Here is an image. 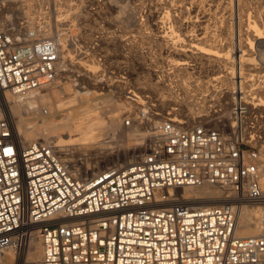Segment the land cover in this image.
I'll return each mask as SVG.
<instances>
[{
  "label": "built area",
  "instance_id": "obj_1",
  "mask_svg": "<svg viewBox=\"0 0 264 264\" xmlns=\"http://www.w3.org/2000/svg\"><path fill=\"white\" fill-rule=\"evenodd\" d=\"M23 29L0 23V264H9V248L22 254L33 233L41 257L12 264H264V227L239 237L236 213L242 202L264 207L261 151L248 148L261 140V113L234 105L226 131L167 117L132 162L75 174L54 144L23 145L10 120L8 92L25 96L64 71L56 39ZM208 113L225 124L222 106ZM202 184L230 196L192 206L174 195Z\"/></svg>",
  "mask_w": 264,
  "mask_h": 264
},
{
  "label": "rangeland",
  "instance_id": "obj_2",
  "mask_svg": "<svg viewBox=\"0 0 264 264\" xmlns=\"http://www.w3.org/2000/svg\"><path fill=\"white\" fill-rule=\"evenodd\" d=\"M10 1L12 0H0V14L10 16L7 22L9 28L24 27V32L28 21L36 22L37 29L50 25L44 28L47 33L56 38L58 44L60 42L64 44H59L60 46L68 47L66 53L71 56L63 62L62 70L64 71L57 80L61 83L68 82L73 87L70 93H74L75 87L78 89L81 87L82 92L89 89L88 97L96 98V101L100 102L99 110H111L110 114L119 113L121 117L123 116V123L118 129L99 138L101 140L99 148L91 147L88 152L72 149L74 152L69 151L70 154L66 155L71 160L72 168H81L78 173L82 176H89L112 166L132 162L135 156L145 150L146 141L139 146L141 153L137 152L133 157L131 152L128 155L129 158H125L122 156L124 149L128 146L134 149L132 148L134 142H128L127 134L151 132L156 126L155 122L160 124L165 118L174 117L173 115L190 122L206 120L215 126L226 124L231 127L229 124H232L233 119L228 118L227 112L230 109L227 108H229V102H233V94L230 98H226V94L229 93V88L226 87L230 84L228 80L225 78L226 80L218 83V86L221 85L223 88L219 97H215L212 89L208 92H201V90L206 85L217 84L213 78L218 75V68V71L222 70L220 75L228 76L231 67H235L236 73L233 79L235 82L232 83L235 84L236 90H239V57L249 50L248 47L240 46L239 41L247 38L246 34L251 29L252 23L255 22L260 27L264 24V0H22L25 5L22 10L17 9ZM169 9L176 10L173 14H180L182 23L186 24L185 29L181 31L182 39L178 41L180 43L174 40L175 43L169 41L168 44L158 40L156 31H153L152 27L156 18L155 21L147 20V16L154 12H160L162 18ZM180 10L183 11L182 14ZM36 33L39 35L38 32ZM196 34H206L205 45L222 53L228 52L230 60L221 61L219 66L218 63L202 62L199 58H194L189 61L191 68L189 74L172 72L175 59H178L175 54L176 47L190 44V36L194 37ZM260 51L264 55V43H255L254 56H257ZM254 62L256 64L252 66L257 67V75L264 78V64L256 60ZM259 70L263 71L259 72ZM94 79L100 81H98L100 84L96 85L98 88L90 83V80L96 83ZM160 79H165L168 85L174 87L179 96H182L183 83L188 85L192 95L197 96L196 100L198 99L199 103L204 105L202 111L196 114V119L192 118L187 108L175 110L176 105L162 102L166 92L163 96L152 87ZM246 80V78L243 79L244 82ZM50 86L53 87L54 83ZM257 86L256 84L255 87ZM250 88L251 86L246 87L247 90ZM253 88L254 86L251 89ZM257 89V94H255L256 90L251 92L250 100L252 96H256L261 102L264 97V82ZM64 95L67 94L63 93L62 96ZM202 95L205 96L201 98ZM236 96V100L239 101L241 95L236 94ZM81 97L87 98L86 95ZM215 104L222 106L220 116L226 121L225 124L218 123L220 120L216 116L219 114L208 113ZM260 108L264 107L259 106ZM194 111L196 113L197 110ZM259 111L263 115L262 128L258 130L261 140L253 144L254 147H247L264 151V110ZM126 119L131 120L129 128L123 126ZM211 119L216 121L212 122ZM129 129H132L131 132ZM85 168L90 169L88 174L84 171Z\"/></svg>",
  "mask_w": 264,
  "mask_h": 264
},
{
  "label": "bare ground",
  "instance_id": "obj_3",
  "mask_svg": "<svg viewBox=\"0 0 264 264\" xmlns=\"http://www.w3.org/2000/svg\"><path fill=\"white\" fill-rule=\"evenodd\" d=\"M10 2H12L19 10H22L25 7L22 0H12ZM111 3L113 4V2ZM174 11L176 10L169 9L167 13L164 14L165 16H163L162 18L160 17V12H156V13L154 12V14L151 13L147 16V20L151 19V21L156 18V21L154 20L155 23L153 24L152 27H153V31L154 30L156 31L157 39L160 40L161 42L168 43L169 41L173 42L174 40H177L178 42L182 39L181 31L185 29L184 25L186 24L182 23L180 14H175V15L173 14ZM182 13L183 11H181V14ZM3 15L0 14V23L3 25H6L10 19V16H6V15L3 16ZM192 20L195 21V19H192ZM28 22L29 23L26 26L27 27L26 35L30 36L31 34H33L35 36H42V37L51 36L52 37V35L47 33V30H45L46 27L50 25H47L46 27L44 26L45 29L43 27H40L39 29H37L38 25L36 24V22H33V21H28ZM187 23H189V21ZM252 26H251V29L247 31V34H246L247 38L243 41H241L240 39L239 41L240 46L243 45L244 47L249 48L246 54L243 53L240 55L239 64L237 63L239 65V77H238V80L240 79L239 80V84H240L239 90H236L235 84L232 83L234 81L233 79L235 78V74H236L235 67H231V70L228 73L230 75L227 74L228 76L224 74L220 75L219 73H221L222 70L218 71L219 70L218 68L217 70L218 75H216V77L213 78L214 79L213 81H217V84L206 85V87L203 90H201V92H205V91L208 92L210 89H212V93H214L215 97L217 96L219 97L223 88L221 87V85L218 86V83H221V81L223 82V80H226V79L228 80L227 82L230 84L229 86H226L227 88H229V91H228L229 93L226 94V98H230V96L233 94V102H229V108H227V109H230L229 112H227L228 118H231L232 114H234L233 112L234 105H240L246 108L248 112L249 111L251 112L253 110H257L256 112H260L259 111L260 109L264 110V108L259 109V106L264 107V97L262 95L261 97H263V99L261 100V102H259V99H257L256 96H252V100H250L251 92H254L255 90L258 91L257 89L258 86L263 83L261 82L257 84L258 83L257 82L258 73H256L258 72L257 67H254L252 65H254L255 60L260 61V63L264 64V55L262 51H260L258 54L256 53L257 56H254L255 53L253 52L255 43H264V24H262L260 27L258 26L257 23L254 22L252 23ZM36 32H38L39 35H36L37 34ZM189 41H190V44L188 45L187 44L184 45L183 44L184 42L182 41L183 45L176 47L175 54L178 56V59L177 60L175 59L174 66H173L174 70L172 72H178V73L180 72L183 74H189L191 72L189 61L194 58H199L202 62L206 61V62L218 63L219 66H220L221 61L228 62V60H230L228 52L222 53L213 47H208L205 45L207 41L206 34L205 35L196 34L194 37L190 36ZM61 43L62 42H60L59 44ZM173 43H175V41ZM61 45H64V44H61ZM173 45L175 46V44ZM60 47H61L60 68L62 70L63 64H64L63 62H66L71 55L66 53L67 52L66 48H68L66 47V45L60 46ZM202 65L204 66V63H202ZM263 70L261 71L259 70V72H262ZM57 78L52 83L45 86L44 87L45 89L42 88L44 91H42V89L36 90V91L30 92L29 94L25 96L22 94H13L11 92H8L6 95L7 104H8L7 106L8 114L13 124V127L16 131V134L19 137L20 142L23 145L29 142L35 141V140H44L46 142L54 144L55 147L58 149V151L61 153V157L63 161L65 163H70L71 160L68 159L69 157L68 158L66 157V155L70 154L69 151H73L72 149H74L75 151L77 149V151L88 152L89 150H91L90 149L91 147L99 148L101 145V140H99V138L102 136H106L110 132L118 129L119 125L123 123V120H122L123 116L121 117L119 113L110 114L112 112L111 110H108V111L99 110L98 105L100 104V102L96 101V98L88 97V95L90 94L89 89H87L86 92L85 91L82 92L81 87L80 89H78V87H75L73 89L74 93H70L72 86L68 82L61 83V81L57 80ZM245 78L247 79L245 82H248L246 84L243 81V79ZM98 81L99 80L96 79L95 80L96 83H93L90 80V83H92V86L94 85L96 86L100 84V83L98 84ZM165 81H166L165 79H160L155 84L152 85L155 91L161 92V95L164 96L165 95L164 93L166 92V96H164V98L162 99V102L164 104L168 103L171 105H176V108H174L175 110L176 109L179 110L180 108L185 107L189 110V113L192 116V118L196 119V114L201 112L202 111L201 109L204 108V105L199 103L198 99L196 100L197 96L195 97L194 95H192V90L188 87V85L184 83L182 86V94H181L182 96H179L176 89L174 90V87L170 86V84L168 85ZM251 81H255V82L252 83ZM53 83H54V86L51 87L50 85ZM256 84L258 86L254 87L255 89L254 88L251 89ZM250 86L251 88L247 90L246 87L249 88ZM63 93L67 95L62 96ZM236 94L241 95L239 101L236 100L237 99ZM82 95H86L87 98L85 99L82 98L81 97ZM204 96L205 95H202L201 98H203ZM164 106H167V105H164ZM194 110H197L196 113ZM28 115H33L34 117L28 118L27 117ZM173 116L174 117L172 118L174 120L179 118L177 115H173ZM211 120L212 122H215L217 119L215 121L213 119ZM155 124L157 126L158 122H155ZM123 126L128 127L125 125ZM221 126H222L223 131H226L227 125H221ZM131 130L129 129L130 132ZM149 132L148 133L145 132L142 134L141 133L127 134V139H129L128 142L129 141L134 142L132 144L133 146L132 148L134 149L132 150L127 145L128 147L124 149L122 156L126 158L131 152H133V157H134L135 153L137 152L141 153L142 150L139 149V146L145 143L147 137L150 134ZM263 153L264 151H261V156H262L261 160L263 161L261 165L264 169ZM137 157L138 156H135L133 160H135ZM79 170H81V168L80 169L74 168L72 171L75 174H78ZM84 171L88 174L90 169L85 168ZM84 171L83 173H85ZM229 193L230 192H228V190L218 185L202 184L198 186H185V187L179 188L178 190L174 192V195L176 196L178 200L186 202L192 206H197V205L221 204L222 202H224L225 200L229 198L230 196ZM236 213H237V235L239 237L255 236L261 232L262 228L264 227V207L252 205V204L249 205V204H246V202H242L239 205V207H237ZM27 245L28 246L26 250H24V252L18 256L14 248L7 249L4 255L5 261L9 264H12L14 260H16V258L25 259L27 261H33V260L39 259L42 255V244H41L40 239L38 238L37 233H33L30 236V238L28 239Z\"/></svg>",
  "mask_w": 264,
  "mask_h": 264
}]
</instances>
